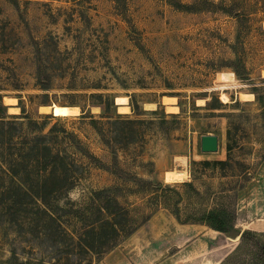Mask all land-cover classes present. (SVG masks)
Returning <instances> with one entry per match:
<instances>
[{
    "label": "rangeland",
    "instance_id": "obj_1",
    "mask_svg": "<svg viewBox=\"0 0 264 264\" xmlns=\"http://www.w3.org/2000/svg\"><path fill=\"white\" fill-rule=\"evenodd\" d=\"M1 105L23 126L18 142L30 120L63 131L55 147L77 161V182L59 204L21 207L0 169V264H179L209 229L177 225L216 208L233 228L199 252L264 264V0H0ZM119 114L143 120L126 144L107 122ZM208 133L214 154L201 150ZM176 170L188 179L167 181ZM111 197L131 232L94 241L85 230Z\"/></svg>",
    "mask_w": 264,
    "mask_h": 264
},
{
    "label": "trees",
    "instance_id": "obj_2",
    "mask_svg": "<svg viewBox=\"0 0 264 264\" xmlns=\"http://www.w3.org/2000/svg\"><path fill=\"white\" fill-rule=\"evenodd\" d=\"M225 95V94H224ZM102 97V95H100ZM109 100V99H108ZM114 101L109 100L112 105ZM3 105L0 106V109ZM86 116L85 114L83 115ZM29 127L33 131L31 136L27 134L22 138L23 142L17 138V132L23 131V126L15 120H4L0 118V143L7 147L8 151L3 149L0 145V169L3 174L14 177L12 187H16V194H10L11 188L8 190L9 198L8 204L19 203L21 207H28L37 205L40 207H48L53 204H59L58 195L65 188H72L77 182V161L69 159L68 156L62 155L60 150H57L55 145L59 143L60 133L63 131L51 128L49 132L34 133L41 125L36 120H30ZM93 124L100 128L99 119H91ZM143 121L142 119H129L121 114L114 119H109L107 122L115 125L117 130V137L120 143H125L126 126ZM44 122V121H43ZM104 123V122H103ZM128 138V137H127ZM34 141V142H33ZM132 142V139L129 141ZM126 144V143H125ZM85 149V148H84ZM83 149V150H84ZM90 156H94L88 150ZM95 157V156H94ZM223 163L224 161H215ZM206 164H211L210 161H205ZM3 175V177H5ZM103 193L102 190L97 194ZM109 205L103 207L107 218L100 220L99 224L89 225V232L93 235V240H98L101 243L107 238H114L126 232H131V229L126 231L124 221H116L117 216L124 215L125 209L119 205V201L114 198H109ZM117 204L116 208L111 206ZM47 212V210H46ZM229 212L224 209H210L204 211L199 217L183 220V222H195L209 225L210 227L225 232L233 228V223L229 217ZM180 219V216L177 215ZM88 228V227H87ZM248 231L247 233H250ZM110 238V239H111Z\"/></svg>",
    "mask_w": 264,
    "mask_h": 264
},
{
    "label": "crops",
    "instance_id": "obj_3",
    "mask_svg": "<svg viewBox=\"0 0 264 264\" xmlns=\"http://www.w3.org/2000/svg\"><path fill=\"white\" fill-rule=\"evenodd\" d=\"M219 147H220V139H219ZM219 151V150H218ZM217 151V152H218ZM205 154H214L215 152H204ZM197 226V223H179V225H177V227L181 226V227H185L187 228V226ZM203 226H206L209 231H207V233L203 232L202 235H199L201 232H199L197 234V238L195 240H193V242L195 243V245L197 244H204L203 247L200 248H196V246L194 247L193 251H185L187 252L185 254L184 258H178L181 259L179 264H220L221 260L224 258L225 256V251H220L219 247H217L216 249H213L211 251V253H202L199 252L201 251V249H204V247H206V245L208 246L209 243L214 241V238L216 236V234L218 233H222L219 230H216L212 227H210L209 225L206 224H200ZM175 228V227H174ZM173 228V229H174ZM194 238V237H192ZM190 238V239H192ZM219 238V235H217V239ZM224 249V248H222ZM211 250V249H210ZM138 260V259H137ZM179 261V260H177ZM177 263V262H176ZM169 264H172L169 262Z\"/></svg>",
    "mask_w": 264,
    "mask_h": 264
},
{
    "label": "bare ground",
    "instance_id": "obj_4",
    "mask_svg": "<svg viewBox=\"0 0 264 264\" xmlns=\"http://www.w3.org/2000/svg\"><path fill=\"white\" fill-rule=\"evenodd\" d=\"M246 96H248V95H246ZM126 99H127L126 97H117V104L121 105L119 109L127 111L128 107L125 105L126 104ZM164 99L167 102H169V103H173V101H174V98L173 97H169V96L165 97ZM9 102H10L11 105L15 104V98H9ZM54 104H52V105H54ZM147 106H149V105H147ZM41 108L43 110H45V111H50V109H51V107L48 106V105H44ZM174 108H175V106L171 105V106H169L168 109L169 110H173ZM78 111H79V107L78 106L66 107L65 110H64V112L67 113V114H74V113L76 114ZM166 179H167V181H172V182L173 181H183L185 179H188L187 170L167 171L166 172Z\"/></svg>",
    "mask_w": 264,
    "mask_h": 264
},
{
    "label": "water",
    "instance_id": "obj_5",
    "mask_svg": "<svg viewBox=\"0 0 264 264\" xmlns=\"http://www.w3.org/2000/svg\"><path fill=\"white\" fill-rule=\"evenodd\" d=\"M201 150L203 152H217L219 150V136L217 134H203L201 136ZM238 231H232L231 235L237 237Z\"/></svg>",
    "mask_w": 264,
    "mask_h": 264
}]
</instances>
